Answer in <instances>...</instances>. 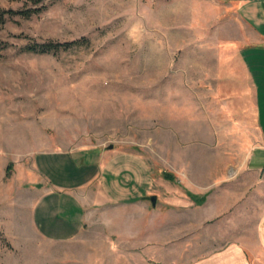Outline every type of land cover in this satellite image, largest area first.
<instances>
[{"label": "rangeland", "instance_id": "rangeland-1", "mask_svg": "<svg viewBox=\"0 0 264 264\" xmlns=\"http://www.w3.org/2000/svg\"><path fill=\"white\" fill-rule=\"evenodd\" d=\"M188 1L0 0V8L31 11L0 24V172L9 165L6 176L26 179L37 153L111 146L115 159L102 189L116 200L124 183L133 199L91 211L66 241L29 228L14 237L0 232V264H194L234 244L248 260L259 255L258 209L245 191L251 177L239 184L232 177L251 137H242L239 151L209 50L218 24L194 18ZM73 40L53 52L25 50ZM187 191L211 206L220 193L226 203L239 194L241 208H226L225 227H193L203 224L202 204Z\"/></svg>", "mask_w": 264, "mask_h": 264}, {"label": "crops", "instance_id": "crops-1", "mask_svg": "<svg viewBox=\"0 0 264 264\" xmlns=\"http://www.w3.org/2000/svg\"><path fill=\"white\" fill-rule=\"evenodd\" d=\"M190 3L194 18L204 25L218 24L209 50L217 58L222 116L228 123L233 121L239 151L243 150L242 137H251L245 147V160L234 162L232 177L236 184L243 176L251 177L245 191L249 190L258 209L254 227L259 254L248 260L242 247L234 244L211 251L194 264H264V0H189L188 10ZM223 133H227L226 129ZM114 159L110 148L77 154L41 152L33 155L29 168L22 173L26 179L0 172V232L14 237L13 233L23 234L29 228L48 241L76 237L91 211L133 200L128 197L130 187L126 188L124 183L126 190L118 188L121 197L116 200L110 193L113 191L107 189V193L102 189V184L109 183L106 175L110 174L109 165L113 166ZM243 184L247 185L246 180ZM191 193L193 198H188L198 205L201 196L196 191ZM240 198L241 195L234 194L226 203L220 193L218 205L211 206L205 196L199 219L203 224L193 227H225L222 216L226 215V208H241L237 202ZM216 216L217 223H206Z\"/></svg>", "mask_w": 264, "mask_h": 264}, {"label": "trees", "instance_id": "trees-1", "mask_svg": "<svg viewBox=\"0 0 264 264\" xmlns=\"http://www.w3.org/2000/svg\"><path fill=\"white\" fill-rule=\"evenodd\" d=\"M38 8H35L34 10H37ZM22 15V16H30L31 15V11H24V10H18V11H14L12 9H3L0 8V24H3L6 20L7 17L11 16V15ZM78 44L77 40H73L70 42H59V43H52V42H43V43H34V44H28L25 46V50L30 51V52H37V53H48V52H53V51H57L59 49H67L69 47H72L74 45ZM9 165L6 167V175H9ZM163 178L165 180H168L170 182H174L175 181V177L169 173V172H163ZM187 195L190 198H193V193H191L190 191H187ZM204 201V196L199 198L198 203H202Z\"/></svg>", "mask_w": 264, "mask_h": 264}, {"label": "water", "instance_id": "water-1", "mask_svg": "<svg viewBox=\"0 0 264 264\" xmlns=\"http://www.w3.org/2000/svg\"><path fill=\"white\" fill-rule=\"evenodd\" d=\"M110 148H111V146H110ZM150 201H151L152 205H155V203H156V196L155 195L150 196Z\"/></svg>", "mask_w": 264, "mask_h": 264}]
</instances>
